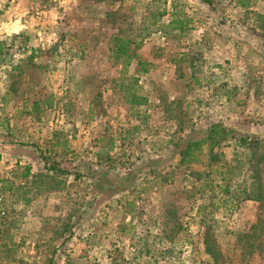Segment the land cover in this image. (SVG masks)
Listing matches in <instances>:
<instances>
[{
  "label": "rangeland",
  "instance_id": "1",
  "mask_svg": "<svg viewBox=\"0 0 264 264\" xmlns=\"http://www.w3.org/2000/svg\"><path fill=\"white\" fill-rule=\"evenodd\" d=\"M247 2L0 0V264H264V0ZM213 124L230 133L210 151Z\"/></svg>",
  "mask_w": 264,
  "mask_h": 264
},
{
  "label": "trees",
  "instance_id": "2",
  "mask_svg": "<svg viewBox=\"0 0 264 264\" xmlns=\"http://www.w3.org/2000/svg\"><path fill=\"white\" fill-rule=\"evenodd\" d=\"M205 3H208V0H202ZM249 0H237V4L242 8L249 7V3L247 2ZM114 41V50L111 53V57L114 60V62H122L124 63V67L128 66L132 60L137 61V70L136 72L146 73L148 71L147 64L142 62L138 56L135 54V49L140 46V44L135 45V48L133 51H130L131 41L125 38H119L117 36L113 37ZM138 83V78L132 77L130 79V83L127 85L126 88V98L125 103L130 107L134 108L137 106H145L148 103L147 98L141 96L138 91L135 89V85ZM39 104L38 101L33 102V107H36ZM49 105V104H48ZM227 132L230 133V131L226 128H224L221 124H213L209 127V133L206 138L207 145L209 147V150L212 151L214 148H217L220 143L226 138ZM192 142L187 145L188 148L192 146ZM243 144V140H242ZM197 143H194L193 146H196ZM212 159V158H211ZM246 187L244 186L243 192L245 193ZM247 194L243 199L245 200H254L257 199L255 197H252V194L249 192H246ZM5 216V215H4ZM3 216V217H4ZM251 237V236H249ZM212 254L213 259H215V255L212 252H209Z\"/></svg>",
  "mask_w": 264,
  "mask_h": 264
},
{
  "label": "built area",
  "instance_id": "3",
  "mask_svg": "<svg viewBox=\"0 0 264 264\" xmlns=\"http://www.w3.org/2000/svg\"><path fill=\"white\" fill-rule=\"evenodd\" d=\"M0 206H1V200H0ZM4 215H5L4 211L0 210V216H4Z\"/></svg>",
  "mask_w": 264,
  "mask_h": 264
}]
</instances>
